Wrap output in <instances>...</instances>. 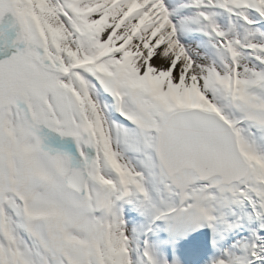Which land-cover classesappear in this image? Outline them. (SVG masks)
<instances>
[{"label":"snow or ice","instance_id":"snow-or-ice-1","mask_svg":"<svg viewBox=\"0 0 264 264\" xmlns=\"http://www.w3.org/2000/svg\"><path fill=\"white\" fill-rule=\"evenodd\" d=\"M0 264H264V0H0Z\"/></svg>","mask_w":264,"mask_h":264}]
</instances>
